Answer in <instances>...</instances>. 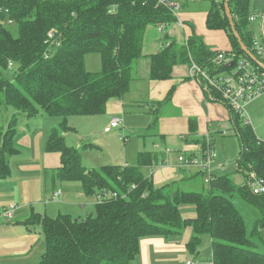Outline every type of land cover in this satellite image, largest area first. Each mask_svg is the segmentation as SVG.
Returning <instances> with one entry per match:
<instances>
[{"label": "trees", "instance_id": "obj_1", "mask_svg": "<svg viewBox=\"0 0 264 264\" xmlns=\"http://www.w3.org/2000/svg\"><path fill=\"white\" fill-rule=\"evenodd\" d=\"M229 8L242 42L264 63L253 49L252 0H229ZM8 19L18 27L16 37L7 26ZM176 20L157 0H0V108L14 109L7 123L0 125V178L10 175L9 158L18 153L17 115H47L60 118L50 128L45 144L47 152L60 154L61 165L53 171V183L78 181L87 196L107 194L84 217L33 213L24 221L40 225L42 231L45 250L38 264H128L138 254L141 238L176 234L185 227L193 231L186 244L190 253H197L203 235L210 236L213 264H264V253L256 250L254 241L264 229V192H254L248 185L250 172L264 184V144L251 124L200 74L205 71L213 78L226 70L224 64L214 61L221 52L234 59L248 57L231 31L223 3L210 2L205 25L209 30H223L231 49H213L191 25L192 33L184 43L165 36L161 49L149 56V78L170 79L173 67L179 64L190 67L194 63L199 68L196 78L207 99L227 108L239 143L237 169L245 175L246 184L237 185L228 175L212 174L203 192L156 187L142 170L160 160L157 152H139L135 165L94 168L84 166L79 148L65 142V134L72 130L71 116L103 114L110 99H121L129 91L136 62L143 56L146 28ZM50 29L61 35L56 49L47 44ZM90 52L100 54V71L85 68L84 57ZM173 91L174 87L163 100L153 102H168ZM195 125V120L189 121L191 132ZM233 196L259 214L249 232ZM183 205L194 206L195 216L183 217Z\"/></svg>", "mask_w": 264, "mask_h": 264}, {"label": "crops", "instance_id": "obj_2", "mask_svg": "<svg viewBox=\"0 0 264 264\" xmlns=\"http://www.w3.org/2000/svg\"><path fill=\"white\" fill-rule=\"evenodd\" d=\"M261 2L262 0H254V7L260 6ZM189 3L184 4L183 8ZM205 19L206 14H204V26L207 29ZM182 21L183 26L178 23L166 24L164 33L159 31L157 26L146 28L143 37V56L136 62L135 77L130 89L121 99H110L106 104L105 113L109 115V120L113 115H119L123 125L124 118L138 115L139 106L147 112L157 109L155 114L158 113L159 116L152 125L156 126L158 142L163 143L164 148H169L172 152L165 153L164 159L162 157L152 166H147L148 173L145 175L152 177L156 187L170 185L173 190L178 188L187 191L181 186H193L196 183L199 187V178L204 181L203 172L195 166L178 167L177 159L175 161L173 154L185 152L200 156L201 147H197L194 141H199L202 145L204 135L209 133L213 143V134H227L228 132L224 130H232V128L227 108L220 102L207 99L205 88L196 78L197 73L193 77L190 76L188 65H175L170 79L149 78V56L161 49L165 36L182 44L191 35L192 23ZM195 31L199 35H205V31L200 27ZM205 42L213 49L219 50L214 44L206 40ZM230 49L228 42L221 51ZM200 74L203 79L207 80L209 77L205 71H201ZM172 87L174 91L168 102L162 104L153 102L163 100ZM20 118L21 116L17 118L15 135L18 153L9 158L10 175L7 178H0V264L39 263L45 250L40 225L32 226L24 223L33 213L49 217H55L60 213L84 217L94 210V205L98 202V195H85L78 181L53 183V171L61 165L60 154L47 152L45 144L50 128L57 126L60 118L47 115L34 117L22 115V125L19 123ZM190 120H195L196 124L192 132L189 128ZM218 121H222V124L217 126ZM158 142H153V146L160 148ZM178 148L180 150H177ZM215 154L217 156L216 151ZM237 158L238 154L235 167L236 171L240 172L237 169ZM218 167L215 165L212 168L211 163V173L215 177L227 175L216 174ZM204 183L208 186L205 181ZM57 190L60 194L55 200H51V194ZM11 204H15L16 207L12 219L8 220L2 216V212ZM180 210L183 217L195 216V208L192 205H183ZM192 235L191 227H185L176 234L143 237L139 241L138 254L128 264H186L189 260L193 264H210L209 258L212 257L210 236H202L201 242L204 236H208V243L203 246L200 243L197 253L193 254L186 248Z\"/></svg>", "mask_w": 264, "mask_h": 264}, {"label": "rangeland", "instance_id": "obj_3", "mask_svg": "<svg viewBox=\"0 0 264 264\" xmlns=\"http://www.w3.org/2000/svg\"><path fill=\"white\" fill-rule=\"evenodd\" d=\"M210 2L209 0L190 2L188 6L177 11L174 15L176 17L178 16L181 20L191 22L195 30L198 27L202 28V31H205V35L201 34L203 38L208 43L214 44L219 50H223L224 46L229 42L226 33L223 30H208L204 26V14H206ZM259 7H254L253 5V9ZM173 23H176V21ZM7 26L12 35L16 37L18 35L17 25L12 23ZM250 26L255 30L256 35H259L257 22H251ZM84 66L90 71H100L102 68L100 54L98 52L87 53L84 57ZM139 108L140 110H138L137 116L124 118L125 122L123 125L118 128H113L110 133L104 132L105 125L109 123V115H106L105 112L94 116H71L69 118V125L72 127V130L66 133L65 142L67 145L79 148L81 163L86 167L99 168L102 165L111 164L135 165L138 161V154L142 151L157 152L160 158H162L165 154V148L163 143L158 142L159 137L155 133L156 126L152 125L159 115L152 111H144L142 106H139ZM13 111V108H9V110L0 108V125L7 123L13 116ZM245 112L255 134L261 141H264V94L250 101L245 107ZM22 115L27 116L24 113L19 115V117L21 116L19 121L21 123L20 125L23 123ZM19 117L17 115V118ZM220 124H222V121L217 122V126ZM224 131L228 133L223 135L220 133L213 134V146L215 147L217 156L212 162V168L218 165L216 174H227L231 176L237 185L246 184L245 175L236 171L235 167V160L239 149L238 139L232 130ZM156 141L161 146L160 148L153 146V142ZM85 143H91V145L84 146ZM194 143L197 144V147H201L199 141H194ZM177 150H180V148ZM178 154H173L175 161ZM142 171L144 174H147L148 167H144ZM179 173L182 174L183 172L179 171ZM199 181V187L196 183L193 186L181 187L187 191L203 192L206 190L207 185H205L201 177ZM232 201L243 215L247 231L249 232L254 220L259 216L258 212L245 202L240 201L236 196L232 197ZM72 216L75 217V215ZM207 239H209L208 236H204L201 246L207 245ZM254 241L257 244L256 250L264 253V229L260 230V235L254 238ZM209 260L211 263L212 257Z\"/></svg>", "mask_w": 264, "mask_h": 264}, {"label": "built area", "instance_id": "obj_4", "mask_svg": "<svg viewBox=\"0 0 264 264\" xmlns=\"http://www.w3.org/2000/svg\"><path fill=\"white\" fill-rule=\"evenodd\" d=\"M194 1L202 0H157V4L168 8L174 15L177 11H180L183 8L184 4ZM209 1L224 3L225 0ZM176 19V23H178L180 26H183V21L178 16ZM249 21L257 22L259 35H256V33L254 34L253 49L256 55H258L264 61V0H262L259 8L253 9L249 16ZM12 23L13 21L11 19L7 20V24ZM165 26L166 24L162 23L157 27L159 31L164 33ZM60 36L61 35L54 29H50L48 31L47 44L50 47L49 49H56L60 45ZM214 61L224 65L228 64L229 62H232L233 64L229 67H226V70L220 73L218 76L213 78L207 77V80L215 89L220 92L223 100L228 104V106L234 112L242 116L246 123H250L246 117L245 107L250 101L264 94V68L259 64L256 65L254 63L255 61H253L249 56L234 59L233 57L225 56L222 52L217 55ZM260 62L264 64L262 61ZM9 67H12V63H9ZM198 71L199 68L193 63L190 66L189 74L193 77ZM120 126H122V118L119 115H113L109 120L108 125L104 127V132H110L113 128H118ZM261 142L264 144V141ZM171 152V149H165L166 154ZM200 153V156L194 154L186 155L184 153L178 154L177 166L182 168L192 166L198 167L203 172L204 181L208 183L212 175L211 163L216 156L212 143V137L209 133L204 135V149H201ZM249 177L250 180L248 185L250 189L254 192H264L263 180L254 172H250ZM59 194V190L53 192L50 196V199L55 200ZM112 196L115 197L116 194L113 193ZM106 198L107 194H104L103 196H97L98 201L104 200ZM15 207V204L9 205L3 210L2 216L8 220L12 219V214ZM186 264L193 263L189 260L186 262ZM210 264L213 263L211 262Z\"/></svg>", "mask_w": 264, "mask_h": 264}, {"label": "water", "instance_id": "obj_5", "mask_svg": "<svg viewBox=\"0 0 264 264\" xmlns=\"http://www.w3.org/2000/svg\"><path fill=\"white\" fill-rule=\"evenodd\" d=\"M224 10H225V14L229 20V23H230V28H231V31L233 33V35L237 38L238 42H239V45L241 47V50L247 55L249 56L253 61L257 62L260 66H262L264 68V64H262L256 57L255 55L246 48V46L244 45V43L242 42L238 32L236 31L235 29V25H234V21H233V18L231 16V12H230V8H229V0H225L224 3ZM233 63L232 62H229L228 64L224 65V67H229L231 66Z\"/></svg>", "mask_w": 264, "mask_h": 264}, {"label": "bare ground", "instance_id": "obj_6", "mask_svg": "<svg viewBox=\"0 0 264 264\" xmlns=\"http://www.w3.org/2000/svg\"><path fill=\"white\" fill-rule=\"evenodd\" d=\"M204 177V176H203ZM181 211V210H180Z\"/></svg>", "mask_w": 264, "mask_h": 264}]
</instances>
